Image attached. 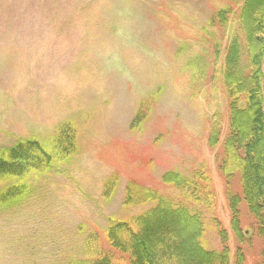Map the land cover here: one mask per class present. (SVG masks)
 <instances>
[{
  "label": "rangeland",
  "instance_id": "374dc122",
  "mask_svg": "<svg viewBox=\"0 0 264 264\" xmlns=\"http://www.w3.org/2000/svg\"><path fill=\"white\" fill-rule=\"evenodd\" d=\"M241 5L0 0V150L46 140L64 123L74 127L77 146L67 162L31 180L24 199L0 210V264H66L79 254L86 231L101 235L109 220L149 208L122 206L128 181L173 195L161 175L186 176L202 164L216 196L214 211L202 212L206 249H220V226L231 263L239 249L243 264L259 262L262 242L251 233L253 218L242 202L240 233L248 231L249 239L241 242L230 228L226 196L241 197L239 180L228 184L218 171L229 118L222 66ZM224 8L232 13L222 35L207 22ZM144 101L150 102L146 120L131 128ZM213 124L222 133L211 148ZM113 173L117 190L104 199V181Z\"/></svg>",
  "mask_w": 264,
  "mask_h": 264
},
{
  "label": "trees",
  "instance_id": "16d2710c",
  "mask_svg": "<svg viewBox=\"0 0 264 264\" xmlns=\"http://www.w3.org/2000/svg\"><path fill=\"white\" fill-rule=\"evenodd\" d=\"M231 13L229 8L218 10L207 26L218 27L222 35L228 33ZM227 39L222 79L229 118L218 171L228 184L237 177L241 186V197L229 192L226 196L231 231L241 242L249 239L248 231L240 233L242 202L253 218L251 233L262 242L257 264H264V0H242ZM218 48L215 53L220 52ZM149 106V101L141 103L131 128L143 126ZM221 133L220 126L213 124L208 134L211 148L219 143ZM76 151V131L71 123L60 125L46 140L25 139L1 149L0 210L24 199L31 180L67 162ZM160 181L173 195L128 181L122 206L149 208L126 220H109L101 235L86 231L79 254L66 264H117V256L128 264H243L240 249L230 262L228 238L220 226H216L220 249L205 247L202 212L214 211L216 201L205 164L186 176L167 171ZM118 183L115 173L106 178L102 197L111 199Z\"/></svg>",
  "mask_w": 264,
  "mask_h": 264
}]
</instances>
